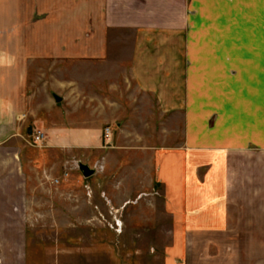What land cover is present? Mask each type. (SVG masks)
<instances>
[{
	"label": "crops",
	"instance_id": "0c3cea01",
	"mask_svg": "<svg viewBox=\"0 0 264 264\" xmlns=\"http://www.w3.org/2000/svg\"><path fill=\"white\" fill-rule=\"evenodd\" d=\"M25 5L37 7L22 19L32 28L1 32L0 230L24 229L28 190L26 147L18 138L21 114L183 113L186 136L173 168L182 203L164 207V213L175 215L178 237L172 248L167 243L162 264H264V176L249 160L247 174L236 175L237 184H231L227 172L222 177L220 162L203 155L222 145L225 132L211 127L209 138L202 136L208 131L202 123L227 109L245 116L247 128L258 121L252 142L264 147V0H34ZM43 61L51 74L65 61L64 79L60 85L58 78L35 80L29 88V69ZM75 62L82 64L81 90L68 72ZM45 132L48 148L55 151L92 148L101 141L87 128L57 125ZM228 141L232 148L239 142ZM159 174L160 181H169V174ZM203 197L210 200L202 205ZM26 242L21 239L17 254L9 247L3 264H29Z\"/></svg>",
	"mask_w": 264,
	"mask_h": 264
},
{
	"label": "rangeland",
	"instance_id": "374dc122",
	"mask_svg": "<svg viewBox=\"0 0 264 264\" xmlns=\"http://www.w3.org/2000/svg\"><path fill=\"white\" fill-rule=\"evenodd\" d=\"M33 1L0 0V42L2 30L13 26L16 29L32 28V22L22 19L28 16V9L36 13V6L25 5ZM40 7L49 9L47 6ZM75 8L79 9L80 5ZM61 24L58 23V26ZM75 28L82 29V22L75 21ZM66 64L65 61H58L57 70L52 74L49 64L44 61L40 66L38 64L39 67H31L27 75L28 87L31 88L35 80L46 78L48 81L53 78L52 82L58 78L60 85L65 76L61 73L67 70ZM68 69L78 83L75 88L81 90L82 64L75 62ZM127 86L126 94H129L130 86ZM55 91L60 90L57 87ZM224 109L222 106V111ZM226 111L216 113L217 119L211 117L202 123L203 127H208V131L202 133L205 138H209L212 128L218 127L225 132L222 136L219 134L222 145L213 151L203 152V155L206 154L208 159L215 157L220 162L222 177L227 172L233 185L237 184L234 180L236 175L243 179L242 176L247 174L246 163L249 160L253 161L256 173L260 171L264 176V154L260 153L264 147L252 142L257 136L253 127L258 121L255 124L251 122V127L247 128L245 116ZM183 115L21 114L18 120L23 131L18 138L26 147L23 173L28 190L21 215L24 229L0 230V259L7 254L9 247L14 248L13 254H17L21 239L26 238L29 264H162L167 243L171 242L169 248H172L173 240L178 237L172 220L175 215L164 213V207H177L182 203L183 196L177 187L181 182L174 179L177 171L173 168L175 164L177 170V154L186 136L182 128ZM57 125L90 129L100 134L101 141L92 148L70 147L55 151L48 148V132L45 131ZM106 128H110L109 134ZM36 129L45 133V139L39 145L31 143ZM249 135V143L243 144L242 140ZM1 137L3 135L0 134ZM230 139L239 142H233L232 148L231 144L225 145ZM3 160L0 152V164ZM259 161L263 164L259 165ZM81 165L93 170L92 174L84 176ZM161 170L164 175L169 174V181H160ZM207 172L204 170L202 177ZM209 200L203 197L202 205ZM5 260L11 263L8 258ZM0 264H3L1 260Z\"/></svg>",
	"mask_w": 264,
	"mask_h": 264
},
{
	"label": "built area",
	"instance_id": "2783aa9c",
	"mask_svg": "<svg viewBox=\"0 0 264 264\" xmlns=\"http://www.w3.org/2000/svg\"><path fill=\"white\" fill-rule=\"evenodd\" d=\"M106 133H109V128H106ZM44 139H45V133L40 129H36L34 130L31 136V143L33 145H39L44 141ZM56 181L57 179H55V182Z\"/></svg>",
	"mask_w": 264,
	"mask_h": 264
},
{
	"label": "water",
	"instance_id": "95a60500",
	"mask_svg": "<svg viewBox=\"0 0 264 264\" xmlns=\"http://www.w3.org/2000/svg\"><path fill=\"white\" fill-rule=\"evenodd\" d=\"M80 168L82 169L84 176H89L93 172V170L89 169L86 165H81Z\"/></svg>",
	"mask_w": 264,
	"mask_h": 264
}]
</instances>
